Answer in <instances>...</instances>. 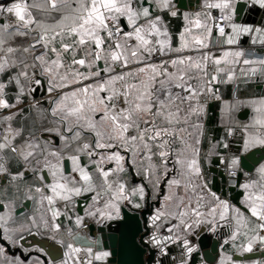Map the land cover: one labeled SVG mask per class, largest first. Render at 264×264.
Masks as SVG:
<instances>
[{"label":"snow or ice","instance_id":"snow-or-ice-1","mask_svg":"<svg viewBox=\"0 0 264 264\" xmlns=\"http://www.w3.org/2000/svg\"><path fill=\"white\" fill-rule=\"evenodd\" d=\"M157 2L163 8L170 6V0ZM235 3L236 0H205V8L218 9L220 17H213L210 11L198 13L195 19H188L186 16L188 26L181 34L182 43L178 48H172L169 44L167 30L163 28L160 18L158 16L153 18L149 7L137 8L134 0H15L10 5L0 7V15L10 14L16 21L15 24L0 23V71L10 63L15 64L13 57L17 52L34 53L39 45L43 50L40 54L32 56L31 64L24 62L16 83L19 85L20 77H23L30 83L39 84L40 80L35 78L36 69H39L41 76L47 77V91L56 93V97L51 101L53 104L51 115L64 129V133L58 132L65 141L64 147L71 148L72 142H78L85 133H91L94 139L78 144L75 151L84 152L89 157L98 155L100 159L94 163L96 172L103 180V186L111 191L113 184L116 185L114 195L104 207L96 208L89 215L113 219V213L118 215L119 208L112 201L129 198L125 194L124 183L109 181L110 175L124 171L125 156L121 155L120 149L131 153L134 161H149V167L145 169L148 176L153 175L152 158L159 156L160 166L167 175L173 145L179 140L184 147L176 153V159L172 163L180 165L179 175L184 178V182L176 178L169 180V194L164 200L173 202L177 209H185L177 213L181 224L185 223L183 217L188 215L189 211L197 217L195 222L200 223L199 217L204 214L199 209L203 206L201 202L206 199L204 192L207 185L195 182V178L200 177L196 159L197 149L188 142L185 134L192 136L189 128L200 126L192 124L191 117L200 114L202 111L200 97L212 92L211 85L222 73L227 75L228 80L234 78L235 70L229 67L230 65L242 62L244 65L258 64L264 68V59H242L244 56L242 51H224L219 57L203 51L209 47L207 41L212 35L213 27L218 30L219 36L226 35L225 27L222 25L225 21L229 22L232 29V34H228L225 41L228 45L234 44L235 36L240 33L253 31L258 34L259 43L264 45V29L230 23L236 10ZM252 3H258L264 8V0H252ZM33 9L48 16L56 13L58 18L52 17L55 23L47 24L33 14ZM171 14L175 16L176 12L172 11ZM122 19L127 21L126 25L121 24ZM125 27L131 28V31H125ZM33 32L36 35L32 36V42L23 49L13 47L9 43L12 38L29 37ZM57 41L59 47L56 46ZM252 42L255 44L257 38ZM189 49L199 52L200 55L198 57L169 55L183 53ZM49 51L54 54L55 59L48 57ZM65 54H71L70 63L65 62ZM156 54L169 58L154 62L153 56ZM78 55L80 58H77ZM222 64L226 67H221ZM94 67L96 70H93ZM28 68L33 69L31 77ZM80 68H87L88 71L81 72ZM259 70L261 69L252 67L247 71L241 69V72L247 76L249 73L255 75ZM3 88L4 85L0 84V108L15 107L3 98ZM261 105L256 108V112L260 113L256 124L264 128V101ZM6 119L10 120L11 117ZM20 134V130L8 125L0 139V161H3V154L7 151L16 154L26 164L35 162L34 171L39 169L50 172L53 183L47 187L52 195H42L41 200L48 202L52 217L55 218L59 215V211L52 207L56 200L68 201L72 195H79L82 190H91L93 176L85 168L79 167V156L72 155L70 159L77 164L74 171L79 172V179L73 177L69 180L60 167L62 150L33 143L31 139L22 145L13 143L15 137ZM257 144L264 146V137H251L246 140L245 150L250 145ZM189 149L190 155L187 154ZM104 162H114L116 167L105 170L101 167ZM231 163L235 166L238 160L234 158ZM7 171L5 164L0 162V173ZM259 172L264 177V166H261ZM17 176L22 177L23 173H17ZM17 176H13V179ZM156 179L158 182L159 177ZM40 180H44L43 175L40 176ZM242 187L248 189L253 185L244 184ZM173 188H183L184 195L172 191ZM261 189L248 199L252 201L249 205L252 216L262 221L259 227L264 229V184L261 185ZM35 191L42 193L43 189L36 188ZM137 191L143 199L144 188L133 189L132 194L135 195ZM208 195L216 201L214 206L209 207L208 215L214 217L217 209L222 206L220 218L224 219L229 205L219 200L215 193L209 192ZM193 196L195 207L192 206ZM208 203L211 204V201ZM136 207L140 205L137 204ZM164 215V211L158 210L151 218L153 225H156ZM0 221H2L0 229L5 233L9 232L8 220L0 216ZM44 223L47 225L48 221ZM81 223L82 218L78 217L77 226ZM186 226L191 227L190 224ZM53 228L58 231L59 225H54ZM172 230L173 228H168L169 232ZM151 239L155 244L163 245L173 237L157 239L153 235ZM260 242L264 243V236L260 237ZM252 243L249 242L247 251L252 250ZM184 246L189 253L193 251L188 247L187 240L184 241ZM67 249L63 264H69L70 260L72 264H84L74 255L81 251L79 248L68 244ZM88 254L87 264H91V249L88 250ZM108 255V252H102L96 254L94 258L102 260Z\"/></svg>","mask_w":264,"mask_h":264},{"label":"crops","instance_id":"crops-1","mask_svg":"<svg viewBox=\"0 0 264 264\" xmlns=\"http://www.w3.org/2000/svg\"><path fill=\"white\" fill-rule=\"evenodd\" d=\"M144 1L134 0V4L137 8L142 6L149 7L152 17L158 16L160 18L163 28L167 30L168 42L172 48L181 46V34L184 33L185 27L188 26V20L185 19L186 16L188 19H195L198 13L202 14L210 11L212 15V11H219L218 9H206L205 0H200L199 4H197L196 0H187L188 5L189 3H192L193 6L195 4V9L193 10L179 8L175 0H170L169 8H163L158 4L157 0H147L148 4H144ZM13 2L15 0H0V7L10 5ZM239 3L246 4L244 16L239 21L237 20L236 13H234L230 23L249 26L253 29H264V8H261L258 3H252V0H236L235 9ZM172 11L176 12L175 16L171 14ZM33 14L38 19L44 20L47 24L55 23V19L52 17L58 18L56 13L48 16L46 13L38 12L35 9H33ZM15 22V17L10 14L0 15V23L15 24ZM140 22L143 23V20ZM121 24L126 25L127 21L122 19ZM209 24L211 26V22ZM125 28L131 31L129 27ZM228 34H232L229 22L226 35L223 37L212 30V35L207 41L209 47L203 49V51L211 52L218 57L222 56L224 51H242L244 53L242 59H264V45L259 43L257 33L254 31L252 33H240L238 36H235L236 42L232 45L225 43ZM35 35L36 33L33 32L29 37L17 36L10 39L9 43L13 47L23 49L32 42V36ZM254 38H257L255 44L252 42ZM56 46L59 47L58 41ZM42 50L37 45L34 53L19 51L13 57L15 64L10 63L5 66L3 71H0V84L4 85L2 90L3 98L10 105H15V107L11 108H0V139H2L6 128L10 124L13 129H18L21 133L15 137L13 143L22 145L31 139L33 143H39L50 149L62 150L60 167L63 170L64 176L69 180L73 177L77 180L79 179V172L74 171L77 164H74L70 159L72 155H78L79 167L85 168L93 176V188L87 191L82 190L79 195H72L68 201L56 200L52 207L59 211V215L53 218L48 202L46 200L42 202L41 200L42 195H52L47 187L48 184L53 183L50 172L47 170L40 171L39 169L34 171L35 162L33 164H26L16 154L6 151L3 154V161H0L5 164L8 170L7 172L0 173V201L5 207L0 212V216L8 220L7 227L10 231L5 233L1 229L2 236L5 241L11 244L13 250L20 247L19 242L22 238L36 234L42 239L61 245L64 252L68 251L67 245L72 244L81 250L78 254L74 255L78 257L83 255L89 256L88 250L91 249V256L95 257L96 254L104 252L101 244L98 240L91 238L89 231L83 230L82 227L85 224L90 226L92 223L107 220L99 215H89V213L94 212L98 207H104L105 203L114 195L116 185L115 183L113 184L111 191L106 190L103 186V180L96 172V164L94 163V161L100 159L98 155L89 157L84 152L77 153L75 151L78 144L90 142L94 139L91 133H85L80 141L72 142L71 148L64 147L65 141L58 134V132L64 133V129L57 123V119L51 115V108L53 107L51 101L56 97V93H49L47 91V77L41 76L39 69H36L35 78L40 80L39 84L30 83L23 77H20L21 83L19 85L16 83V78L23 68L24 62L31 64L32 56L40 54ZM254 51L258 55H255ZM169 55L172 57L176 55L198 57L200 53L189 49L183 53H170ZM48 57L55 59L54 54L50 51L48 52ZM77 58H80V56L78 55ZM168 58L169 56L161 57L159 54H156L153 56V61L159 62L161 59ZM64 59L66 63H70L71 54H65ZM220 66L226 67L223 64ZM229 67L235 70L234 78L228 80L227 75L222 73L219 79L211 85L212 92L203 94L211 101L200 97L202 111L198 116L193 115L191 117V123L200 127H190L189 131L192 133L190 137L185 134L188 142L197 149L196 159L200 168V177L195 178V182L207 185L204 192L206 199L201 202L203 206L199 209L204 214L199 217L200 223L195 222L197 217L189 211V214L183 217L185 223L181 224L177 213L185 211V209H177L173 202H166L164 200V197L169 194V180L176 178L181 179L182 183L184 182V178L179 175V171L181 170L180 165L172 163L176 159V153L184 147L179 140L173 145V152L169 157L167 166V175H165L164 168L160 166L159 156L152 158L153 175L148 176L145 174V169L149 167V161H134L131 153H126L123 149H120L121 155L125 156V160L123 161L124 171L113 173L109 176L110 182L118 181L125 184V194L129 197L128 199L112 201L119 208L118 215L120 214L121 206L142 211L145 209L148 199L154 204L152 214L149 216L151 234L148 239L158 252L154 264H207L203 260L198 247V237L201 234L214 236L217 232L220 233L222 249L220 257L215 264H264V256L255 259H242L243 256L251 253H264V243L260 242V237L264 236V229L259 227L262 221L252 216L249 207L252 201L248 199L252 194L259 193L262 190L261 185L264 184V177H262L259 169L261 166H264V160L251 172L252 176L246 184L253 185V187L248 189L242 187L244 185L242 183H238L235 186L229 185L226 172L217 168L218 165L226 163L231 167L239 169L242 174L244 170L241 168L240 156L250 152L254 148L261 147L258 144L254 146L250 145L245 150L244 144L251 137H264V128L256 124V119L260 115V113L256 112V108L261 107V102L264 101V82L253 83L242 81L245 75L241 72V69L247 71L249 68L256 67L261 69L257 72L263 73L264 68H261L258 64L244 65L242 62L230 65ZM93 70H96L95 67ZM27 71L31 77L33 69L28 68ZM80 71L87 72L88 69L80 68ZM92 82L85 81V83ZM21 88H23L22 93ZM67 90L65 89V91ZM9 116L11 119H6ZM97 151L104 152V150ZM187 154H191V149L188 150ZM234 158L238 160V164L235 166L231 163ZM65 160H69L70 162V172H66L65 170ZM101 167L108 170L114 169L116 165L114 162H104ZM218 171H223L226 176V195L223 193V183ZM21 172L23 176H17V173ZM44 172L47 173L48 179L44 177L42 181L40 180V176ZM13 176H17V178L13 179ZM157 177H159L158 182ZM139 187L144 188L143 199L140 198L138 191L135 195L132 194V190ZM36 188L43 189V192H36ZM172 191L177 192L181 196L184 195L183 188H173ZM209 192L215 193L216 197H219V200L225 201L229 205V210L225 213L224 219L220 218V213L223 211L222 206L217 209L214 217L208 215L209 207L214 206L216 203L208 195ZM84 196L87 197L86 203L82 209H79L78 201ZM26 201L31 202L30 209L17 214L16 211ZM208 201H211V204ZM137 204L140 207H136ZM192 206L195 207V196H193ZM158 210L164 211L165 215L156 222V225H153L151 218ZM168 213H172V215ZM113 215L114 217L117 216L115 212ZM78 217L82 218V223L79 226L76 224ZM33 220H35L34 224ZM45 221H48L47 225H45ZM189 224L191 225L190 228L186 226ZM54 225H59L58 231L54 230ZM174 225L176 227H173ZM168 228H173L172 232H169ZM153 235L157 239H163L167 236H172L173 239L165 241L163 245H157L151 239ZM233 236H235V239H233ZM185 240L188 241V247L193 249L191 253L184 246ZM250 241L253 242L252 250L247 251L246 249ZM24 251L25 254L29 252L26 249ZM105 260L106 257L100 261L103 262ZM0 264L24 263L19 254L12 256L0 244ZM69 264H72L71 260Z\"/></svg>","mask_w":264,"mask_h":264},{"label":"water","instance_id":"water-1","mask_svg":"<svg viewBox=\"0 0 264 264\" xmlns=\"http://www.w3.org/2000/svg\"><path fill=\"white\" fill-rule=\"evenodd\" d=\"M197 4L200 0H196ZM177 6L184 10L195 9L192 3L187 0H175ZM144 4H148L145 3ZM151 6V4H150ZM246 9L245 3H239L236 7L237 20H242ZM125 31H128L125 28ZM246 113V112H245ZM244 113V114H245ZM264 160V146L252 149L250 152L240 156L242 170L253 172L255 167ZM66 172H70L69 160L64 161ZM223 183V193L226 195V176L223 171H218ZM48 179L46 172L43 173ZM224 195V196H225ZM87 197L84 196L78 201V208L82 209ZM31 202L26 201L16 213L20 214L30 209ZM154 204L147 200L144 210H134L127 206L120 207V214L113 219L92 223L88 227L89 235L98 240L104 252L109 255L102 264H154L158 255L157 250L150 244L149 237L151 228L149 216L152 214ZM5 209L0 201V212ZM20 247L12 249L11 244L3 239L0 229V244H2L12 256L20 255L24 264H63L65 252L61 245L40 238L36 234L28 235L20 240ZM198 247L203 260L207 264H215L220 257L222 249L220 233L214 236L201 234L198 237ZM29 250L25 254L24 250ZM263 252H255L243 256L242 259H255L263 257ZM162 258V257H161Z\"/></svg>","mask_w":264,"mask_h":264},{"label":"built area","instance_id":"built-area-1","mask_svg":"<svg viewBox=\"0 0 264 264\" xmlns=\"http://www.w3.org/2000/svg\"><path fill=\"white\" fill-rule=\"evenodd\" d=\"M221 13L217 10L212 11V16L219 18ZM219 22V20L217 21ZM222 25L225 27V33L227 31L228 22H222ZM214 32L218 34V30L213 27ZM219 35V34H218ZM255 55H258L257 52L254 51ZM242 81L244 82H253V83H263L264 82V72H257L255 75H252L251 73L247 76L242 78ZM202 98H207L205 95L201 96ZM208 101H211L209 98H207ZM218 169L224 170L227 175L228 183L229 185L235 186L238 183L246 184L250 180L252 173L244 171L242 174L239 169L229 166L228 164H221L217 166ZM89 225L85 224L82 229L88 230ZM79 259L84 262V264H87V261L89 259V256L83 255L80 256ZM91 264H102L100 260H95L94 256H91Z\"/></svg>","mask_w":264,"mask_h":264}]
</instances>
